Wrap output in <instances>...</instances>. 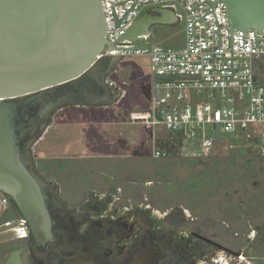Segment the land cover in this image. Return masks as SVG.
Here are the masks:
<instances>
[{
	"label": "rangeland",
	"instance_id": "rangeland-1",
	"mask_svg": "<svg viewBox=\"0 0 264 264\" xmlns=\"http://www.w3.org/2000/svg\"><path fill=\"white\" fill-rule=\"evenodd\" d=\"M157 43L182 47L183 25L154 26L148 43L133 44ZM150 66L149 56L127 55L113 75L122 93L120 100L101 107L72 105L57 112L42 142L30 150L34 170L59 183L73 204L100 194L124 196L134 208L142 203L159 212L182 208L192 216L185 226L233 245L243 253V264H264L262 144L228 134L210 156L193 158L161 126L133 122L131 116L151 108ZM127 67L131 84L121 80ZM255 67L264 84V56ZM158 150L161 156L155 155ZM14 217L13 211H5L4 220ZM9 237L0 235V264H6L15 245L5 240Z\"/></svg>",
	"mask_w": 264,
	"mask_h": 264
},
{
	"label": "water",
	"instance_id": "water-1",
	"mask_svg": "<svg viewBox=\"0 0 264 264\" xmlns=\"http://www.w3.org/2000/svg\"><path fill=\"white\" fill-rule=\"evenodd\" d=\"M104 0H0V191L15 217L24 220L37 248L54 240L46 182L33 168L30 150L55 114L72 105L110 106L122 93L107 78L118 56L99 55L109 44ZM138 1V0H136ZM231 26L264 29V0H221ZM170 8L152 6L127 29L124 40H141L154 26H176ZM127 67L121 80L131 84ZM24 248L6 264H24Z\"/></svg>",
	"mask_w": 264,
	"mask_h": 264
},
{
	"label": "built area",
	"instance_id": "built-area-1",
	"mask_svg": "<svg viewBox=\"0 0 264 264\" xmlns=\"http://www.w3.org/2000/svg\"><path fill=\"white\" fill-rule=\"evenodd\" d=\"M102 4L107 40L114 47L106 44L98 59L150 58L151 108L131 116L133 122L161 126L193 158L210 156L228 134L257 140L264 153V84L255 67L264 56V29H233L221 0H104ZM147 5L175 12L183 25L182 47L134 46L135 41L148 43L151 35L134 41L122 38ZM118 71L107 82L119 89L113 78ZM155 155L161 156V151ZM8 210L13 211L11 200L0 191V235L10 234L7 242L27 239L26 221L4 220Z\"/></svg>",
	"mask_w": 264,
	"mask_h": 264
},
{
	"label": "flooded vegetation",
	"instance_id": "flooded-vegetation-1",
	"mask_svg": "<svg viewBox=\"0 0 264 264\" xmlns=\"http://www.w3.org/2000/svg\"><path fill=\"white\" fill-rule=\"evenodd\" d=\"M42 178L49 197L54 240L37 248L29 236L11 241L15 245L10 252L24 248V264H243L246 261L233 245L217 242L200 228L185 226L192 216L182 208L159 212L143 203L134 208V203L123 196L100 194L88 196L83 204H73L64 197L59 183Z\"/></svg>",
	"mask_w": 264,
	"mask_h": 264
},
{
	"label": "crops",
	"instance_id": "crops-1",
	"mask_svg": "<svg viewBox=\"0 0 264 264\" xmlns=\"http://www.w3.org/2000/svg\"><path fill=\"white\" fill-rule=\"evenodd\" d=\"M130 80H131V79H130ZM131 82H132V80H131ZM51 126H52V125H51ZM51 126H49L48 129L51 128ZM40 140H42V138H41ZM40 140H39V141H40ZM39 141H38V142H39ZM41 142H42V141H40V143H41ZM37 145H38V144H37ZM123 197H124V196H123ZM124 198L126 199V197H124ZM128 200L131 201V202H133L131 199H128ZM73 202H75V201H73ZM13 213H14V212H13Z\"/></svg>",
	"mask_w": 264,
	"mask_h": 264
}]
</instances>
